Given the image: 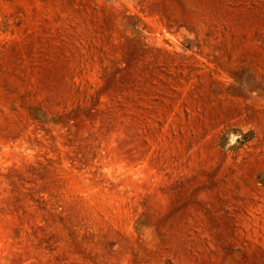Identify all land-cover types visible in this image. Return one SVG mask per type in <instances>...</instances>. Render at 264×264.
<instances>
[{"label": "rangeland", "instance_id": "rangeland-1", "mask_svg": "<svg viewBox=\"0 0 264 264\" xmlns=\"http://www.w3.org/2000/svg\"><path fill=\"white\" fill-rule=\"evenodd\" d=\"M0 264H264V0H0Z\"/></svg>", "mask_w": 264, "mask_h": 264}, {"label": "crops", "instance_id": "crops-1", "mask_svg": "<svg viewBox=\"0 0 264 264\" xmlns=\"http://www.w3.org/2000/svg\"><path fill=\"white\" fill-rule=\"evenodd\" d=\"M251 71V70H250Z\"/></svg>", "mask_w": 264, "mask_h": 264}]
</instances>
